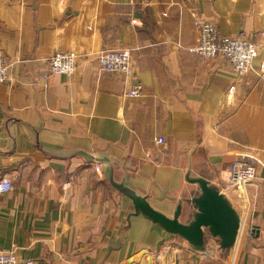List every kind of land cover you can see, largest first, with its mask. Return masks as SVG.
Returning a JSON list of instances; mask_svg holds the SVG:
<instances>
[{
    "label": "crops",
    "instance_id": "0c3cea01",
    "mask_svg": "<svg viewBox=\"0 0 264 264\" xmlns=\"http://www.w3.org/2000/svg\"><path fill=\"white\" fill-rule=\"evenodd\" d=\"M195 19L261 46L264 0H0V178L12 183L0 251L31 264H264V171L238 186L223 172L238 154L264 162V48L238 76L189 50ZM102 50L129 52L140 96L99 69ZM58 51L76 53L72 74L48 72ZM200 181L238 221L229 246L210 226L192 243L153 216L191 226Z\"/></svg>",
    "mask_w": 264,
    "mask_h": 264
},
{
    "label": "built area",
    "instance_id": "2783aa9c",
    "mask_svg": "<svg viewBox=\"0 0 264 264\" xmlns=\"http://www.w3.org/2000/svg\"><path fill=\"white\" fill-rule=\"evenodd\" d=\"M194 25L197 29V38L189 50L202 60L222 56L230 63L238 76L250 70L252 60L257 56L259 47L264 48V31L261 33L262 44L259 46L243 34L219 35L216 24L211 21L195 19ZM96 59L100 70L113 74H124L132 78L126 95L136 97L142 94L141 82L134 79L131 74L130 55L127 50H102L98 52ZM76 61L75 52L58 51L49 57L47 70L49 73L70 75L77 66ZM45 75L47 74H43V76ZM6 80L7 66L4 57L0 56V82ZM233 87L231 86L230 90ZM156 141L160 144L165 143L163 137H158ZM258 168L264 171V162L256 156L250 153L238 154L237 158L223 165L225 183L228 186L249 184L257 178ZM95 169L98 167L95 166ZM11 189V181L5 177L0 178V195ZM167 248H171L170 245H167ZM0 264H31V262L20 260L13 251H0Z\"/></svg>",
    "mask_w": 264,
    "mask_h": 264
},
{
    "label": "water",
    "instance_id": "95a60500",
    "mask_svg": "<svg viewBox=\"0 0 264 264\" xmlns=\"http://www.w3.org/2000/svg\"><path fill=\"white\" fill-rule=\"evenodd\" d=\"M200 185L204 197L198 200V205L202 209V212L198 214L191 226L178 224L175 217L171 219L158 214H153V216L166 230L192 243L200 241L201 227L210 226L213 228L215 234L224 238L222 245L224 247L229 246L235 239L238 221L228 204L218 193L208 188L203 181H200Z\"/></svg>",
    "mask_w": 264,
    "mask_h": 264
},
{
    "label": "rangeland",
    "instance_id": "374dc122",
    "mask_svg": "<svg viewBox=\"0 0 264 264\" xmlns=\"http://www.w3.org/2000/svg\"><path fill=\"white\" fill-rule=\"evenodd\" d=\"M1 56V55H0ZM4 60H5V63H6V66H7V79H8V64H7V60H6V58L4 57ZM7 81V80H6ZM6 81H4V82H6ZM0 83H3V82H0ZM251 154V153H250Z\"/></svg>",
    "mask_w": 264,
    "mask_h": 264
}]
</instances>
